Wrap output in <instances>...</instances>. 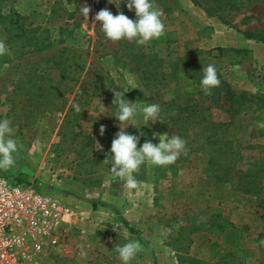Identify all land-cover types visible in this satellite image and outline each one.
<instances>
[{"label": "rangeland", "instance_id": "rangeland-1", "mask_svg": "<svg viewBox=\"0 0 264 264\" xmlns=\"http://www.w3.org/2000/svg\"><path fill=\"white\" fill-rule=\"evenodd\" d=\"M112 2L0 0V40L10 50L0 57V120H11L23 146L14 154L15 167L0 174L36 184L72 207L61 245L43 264H122L114 249L133 239L143 250L130 264H264V190L246 195L232 181L217 179L222 164L211 160L215 146H204L209 134L206 121H200L203 113L212 120L231 119L219 107L230 106L222 81L264 96V42L244 33L264 29V0L245 8L226 6V23L195 0H154L165 34L143 46L105 37L94 19L100 10L137 19L127 0L119 7V0ZM82 6L91 9L88 19L78 11ZM13 11L24 19L23 29L11 34L25 32L9 41L4 26L10 19L1 15ZM209 64L221 83L206 95L197 80ZM113 89L126 91L131 102L161 107L162 122L142 125L137 117L132 122L140 128L125 129L140 137L138 147L158 144L154 134L163 133L187 142V155L174 164L143 165L135 174L138 190H126L103 163L120 130ZM213 100L209 110L199 111ZM234 121L223 150L240 155L234 169H247L259 156L264 159V108ZM96 141L103 151L96 150ZM226 162L224 169L232 160ZM117 225L124 231L113 228Z\"/></svg>", "mask_w": 264, "mask_h": 264}, {"label": "clouds", "instance_id": "clouds-1", "mask_svg": "<svg viewBox=\"0 0 264 264\" xmlns=\"http://www.w3.org/2000/svg\"><path fill=\"white\" fill-rule=\"evenodd\" d=\"M109 2L113 3L112 0ZM119 4L120 0L116 4L117 7ZM127 8L129 11H135L137 19H130L123 12L113 15L107 9H102L95 15L94 19L101 22L100 29L107 39L113 42L127 40L143 46L165 34L163 12L154 3V0H127ZM78 11L88 19L91 9L88 6H82ZM9 51L7 44L0 40V57L8 55ZM202 71L204 75L200 80V86L206 95H211V90L219 87L221 83L217 69L215 65L209 64ZM113 92L112 104L116 106V112L113 116L118 120L120 130L112 140L110 153H106V159L103 163L111 165L110 172L123 181V187L126 190H138L140 181L137 180L135 174L140 172L143 165L165 167L174 164L181 154L187 155V142L178 135L173 134L169 138L167 133H163L154 134V136L158 135V144L146 141L141 147H138L140 137L126 133L125 129L129 125L137 127L132 122L137 117L143 120L142 125L156 121L162 122L161 107L157 103L131 102L125 98L126 91L124 90L116 91L113 89ZM100 104L103 106L101 102ZM140 126L137 128L139 129ZM104 131V127L101 126L100 134L103 135ZM94 146L96 150L103 151L98 141L95 142ZM22 147L14 138L11 120L7 118L0 120V170L7 171L15 167L17 160L14 154L19 153ZM116 227L122 228L119 225L113 228ZM142 250L141 243L136 239L123 245H116L114 249L122 264H130L136 254ZM81 254L86 255L84 252Z\"/></svg>", "mask_w": 264, "mask_h": 264}, {"label": "built area", "instance_id": "built-area-1", "mask_svg": "<svg viewBox=\"0 0 264 264\" xmlns=\"http://www.w3.org/2000/svg\"><path fill=\"white\" fill-rule=\"evenodd\" d=\"M39 189L0 174V264H43L61 245L72 207Z\"/></svg>", "mask_w": 264, "mask_h": 264}, {"label": "trees", "instance_id": "trees-1", "mask_svg": "<svg viewBox=\"0 0 264 264\" xmlns=\"http://www.w3.org/2000/svg\"><path fill=\"white\" fill-rule=\"evenodd\" d=\"M215 1L218 2V5H216L215 7H209L206 3H203L200 0H195V3L202 6L211 16H218L226 23L227 21L224 19V15L222 14V11L226 6L231 5V8H245L253 5V3L256 1L262 0H247L246 3H243L242 5H236L235 0ZM1 16L6 20L8 18L10 19V23H5L4 26V29L8 32V34H11L16 29H23V24L22 22H20L21 19H24L22 14L13 11L9 15L2 14ZM24 32H18L14 36L11 34V38H9V41H12L14 38L16 39L21 37ZM244 33L245 36L249 39H255L257 41L264 42V29L256 31H245ZM12 37L14 38L12 39ZM35 45L38 46V43H35ZM199 81L200 79L197 80V82ZM222 83L225 87V100L230 103V106L228 108H225V106L220 105L219 107H224V109L229 111L231 119H224L221 121L212 120L206 117V113H203V118H201L200 121H206L207 125L204 126V133L207 132L209 134L208 140H206L207 144H205L204 146L207 147L208 144L215 146V148L210 146V148L212 149L210 153L211 160H213L215 164H222L221 168L217 167L218 180L232 181V187H234V189L236 190L242 191L246 195H259L264 190V159L259 156L258 158H256V160L250 163L249 168L240 170L234 169L237 159L240 155L237 153V151L233 152L232 149L223 150V146L227 144L226 142L224 143V139L226 138V135L228 133L227 131L229 130L230 126L235 122V116L240 115L241 113L246 115L251 110L256 111L264 108V96H257L249 93L246 90H237L230 83L225 81H222ZM216 93H219L218 90H216ZM213 102L214 103L212 105L204 107L199 111L209 110L215 104V100H213ZM212 137L215 138L211 139ZM218 143H221L220 146H217ZM228 152L229 154H227ZM221 153L223 155L222 157H220ZM227 160H232V164L230 162L229 166L224 169L223 165L227 163ZM18 181H23V179H20Z\"/></svg>", "mask_w": 264, "mask_h": 264}]
</instances>
